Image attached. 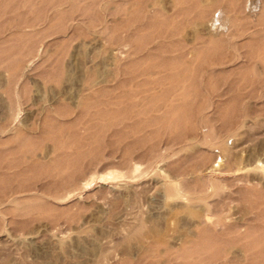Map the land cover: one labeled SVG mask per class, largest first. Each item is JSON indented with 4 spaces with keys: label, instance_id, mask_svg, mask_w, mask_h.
<instances>
[{
    "label": "rangeland",
    "instance_id": "rangeland-1",
    "mask_svg": "<svg viewBox=\"0 0 264 264\" xmlns=\"http://www.w3.org/2000/svg\"><path fill=\"white\" fill-rule=\"evenodd\" d=\"M199 225L173 264H264V0H0V264Z\"/></svg>",
    "mask_w": 264,
    "mask_h": 264
},
{
    "label": "bare ground",
    "instance_id": "bare-ground-1",
    "mask_svg": "<svg viewBox=\"0 0 264 264\" xmlns=\"http://www.w3.org/2000/svg\"><path fill=\"white\" fill-rule=\"evenodd\" d=\"M85 101H86V99H85ZM12 202H14V200ZM19 202H20V200H19ZM201 211H203V210H201ZM202 213H198V217H202V215L205 214V212H204V214H202ZM221 220H223V219L221 218ZM231 226H232V229H234V231L236 232V235L233 236V237H237L238 238L239 235L242 234V233H239L238 232V227L240 228V226H238L237 224H234V225H231ZM204 229H206V226H204V225L203 226H200V225L199 226H195V228H193V229L192 228H184V229H182L181 236L179 238L178 237L177 238L176 237L174 238L175 240H178L179 241V244H180L179 246L174 245L172 243V241H171L172 238L169 237L168 235H162V234L159 233V231H156V230H151V229L150 230H147L146 231V234L148 236L153 237L156 244L142 247V249H141V251H142L141 258H144V257H152V259L154 258L155 261L150 262L149 264H155L156 262H161L162 264H173L174 262H177V260L179 258L182 259V256H184L185 254L189 253V250L188 249L191 246H193V244L199 243L201 240H208V239H210V238L205 237L203 235V232L205 231ZM135 234H138V233H135L134 232V234H131L130 237H128V238L125 239L126 241H123V243H120V245L121 244L122 245L124 244V248L127 247L126 249L128 250V252L130 251V248H131L130 243L128 241H130V240H132V238H135V237L138 236V235L136 236ZM138 237L141 238L142 236H138ZM146 240H147V238H146ZM178 241H177V243H178ZM243 249H244V247L242 245H240V243L239 244L236 243V244L231 245V247H229L225 251L227 260H229V262H232L235 257H238V255L241 252H243ZM111 251L112 250L110 248H108V247L100 249L96 253V258L92 262V264H104L105 261H107L108 259L111 258V256H112V252ZM230 254H231V256H230ZM188 259L189 258H187V260ZM236 260H238V259H236ZM182 262H184V261H182Z\"/></svg>",
    "mask_w": 264,
    "mask_h": 264
}]
</instances>
